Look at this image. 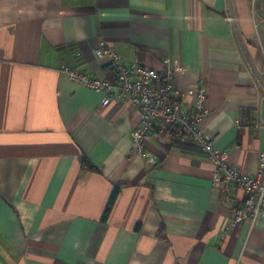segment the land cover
<instances>
[{
    "label": "crops",
    "instance_id": "obj_1",
    "mask_svg": "<svg viewBox=\"0 0 264 264\" xmlns=\"http://www.w3.org/2000/svg\"><path fill=\"white\" fill-rule=\"evenodd\" d=\"M101 44L158 71L181 63L178 89L202 80L203 132L258 168L264 0H0V264H264V216L222 230L244 194L213 183L194 141L161 127L149 162L132 151V104L102 106L62 72L114 83Z\"/></svg>",
    "mask_w": 264,
    "mask_h": 264
},
{
    "label": "built area",
    "instance_id": "obj_2",
    "mask_svg": "<svg viewBox=\"0 0 264 264\" xmlns=\"http://www.w3.org/2000/svg\"><path fill=\"white\" fill-rule=\"evenodd\" d=\"M97 58L106 57L109 67L115 72L114 83L75 70L70 65L61 67L70 80L82 83L96 91H102L100 104L129 101L138 115L139 125L130 135L132 151L145 156L153 163L155 158L146 149V140L161 127L170 128L194 141L212 164V181L225 189H239L244 198L229 223L222 230L249 219L252 223L264 216V151L258 154V168L252 173L230 165L227 150L213 145L211 137L204 133L201 121L207 113L206 94L202 80L198 79L193 89L180 90L175 84V75L185 71L179 62L165 58L164 70H154L137 62L124 60L106 44L94 49ZM187 98H191V101Z\"/></svg>",
    "mask_w": 264,
    "mask_h": 264
},
{
    "label": "trees",
    "instance_id": "obj_3",
    "mask_svg": "<svg viewBox=\"0 0 264 264\" xmlns=\"http://www.w3.org/2000/svg\"><path fill=\"white\" fill-rule=\"evenodd\" d=\"M173 131H175V130H173ZM175 133L176 134H178V132L177 131H175ZM179 135V134H178ZM83 166H85V167H88V168H92V165L90 164V163H88L87 161H85V160H83ZM116 192H117V186L113 189V192H112V195H111V197H110V200H109V204L108 205H110L112 202H113V199H114V197H115V194H116ZM108 212V208L106 209V212H105V214Z\"/></svg>",
    "mask_w": 264,
    "mask_h": 264
}]
</instances>
